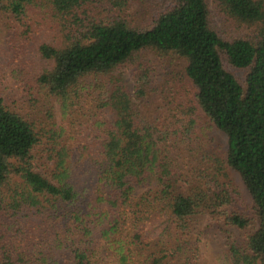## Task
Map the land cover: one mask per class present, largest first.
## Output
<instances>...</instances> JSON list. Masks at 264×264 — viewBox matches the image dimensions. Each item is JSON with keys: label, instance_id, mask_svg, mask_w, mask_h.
<instances>
[{"label": "trees", "instance_id": "16d2710c", "mask_svg": "<svg viewBox=\"0 0 264 264\" xmlns=\"http://www.w3.org/2000/svg\"><path fill=\"white\" fill-rule=\"evenodd\" d=\"M210 226L264 264V0H0V264H202Z\"/></svg>", "mask_w": 264, "mask_h": 264}, {"label": "rangeland", "instance_id": "374dc122", "mask_svg": "<svg viewBox=\"0 0 264 264\" xmlns=\"http://www.w3.org/2000/svg\"><path fill=\"white\" fill-rule=\"evenodd\" d=\"M215 19H217V17ZM217 22L219 23V21ZM213 136L218 144L224 146L225 137L220 132L214 131ZM231 177L241 194V198H243L246 202H249V197L239 177L233 172H231ZM204 225H206V222H204ZM208 229H210L209 234L204 236L205 239L201 242L202 264H229L226 259L227 252L225 248L224 235L217 232L214 227L210 226Z\"/></svg>", "mask_w": 264, "mask_h": 264}]
</instances>
